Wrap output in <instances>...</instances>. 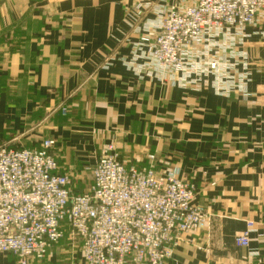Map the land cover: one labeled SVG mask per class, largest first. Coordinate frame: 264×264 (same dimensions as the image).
I'll list each match as a JSON object with an SVG mask.
<instances>
[{
    "label": "crops",
    "instance_id": "0c3cea01",
    "mask_svg": "<svg viewBox=\"0 0 264 264\" xmlns=\"http://www.w3.org/2000/svg\"><path fill=\"white\" fill-rule=\"evenodd\" d=\"M139 2L177 0H0V148L38 149L54 139L60 173L93 166L107 144L126 163L147 165L155 152L159 167L177 166L196 186L195 203L209 215L166 264H264V13L248 31L253 97L244 101L128 71L135 43L152 35L137 30L159 20L158 8L132 14ZM248 222L250 247L239 248ZM0 264L16 259L2 254ZM32 264L84 262L64 239Z\"/></svg>",
    "mask_w": 264,
    "mask_h": 264
},
{
    "label": "built area",
    "instance_id": "2783aa9c",
    "mask_svg": "<svg viewBox=\"0 0 264 264\" xmlns=\"http://www.w3.org/2000/svg\"><path fill=\"white\" fill-rule=\"evenodd\" d=\"M157 8L159 20L137 30L152 35L135 43L128 70L161 82L188 75L219 97H253L254 72L241 46L264 0H177ZM56 147L47 139L38 149L0 148V255H13L16 264L44 261L64 239L79 247L84 264H166L182 236L206 228L208 212L179 168L160 173L153 155L147 165L126 163L107 144L88 168L89 190L77 193L60 173ZM253 228L248 222L237 235L239 248L250 247Z\"/></svg>",
    "mask_w": 264,
    "mask_h": 264
},
{
    "label": "rangeland",
    "instance_id": "374dc122",
    "mask_svg": "<svg viewBox=\"0 0 264 264\" xmlns=\"http://www.w3.org/2000/svg\"><path fill=\"white\" fill-rule=\"evenodd\" d=\"M189 1H192V0H189ZM140 5L143 6V7H146V8L143 9V10L142 9H139V6ZM157 7H158V5L156 3H151V4L150 3H147L146 4V3L139 2V3H137V4L134 5V8L132 9V14H136L137 15V14L140 13V11H142L143 14H140L139 15V16H142L139 19H142V18H144L145 14L153 13L151 11H154V9L157 8ZM157 14H159V13L157 12ZM147 21H152V20L147 19L142 24H145V22H147ZM258 27H259V24L257 23V25L255 27L251 28V29H256ZM247 40L248 39H246L245 42L243 43V45L241 46V49H242L241 52L245 53L247 55V57H249L248 52L245 50ZM233 54L234 53H232V54L228 53L229 57H233L235 59V61H237L238 60L237 56H234ZM248 62H249V65H253V61H252V59L250 57L248 59ZM128 71H130V70H128ZM187 76L188 75L185 76V80H177L176 82H172L169 79L165 80V82H161L160 80H158L156 78H154V79L149 78V80H158L163 85H167L170 88L173 87V88H177V89H181V90H192V91H195L196 90V91H202V90H204L206 88L211 89L210 87H207L208 85L205 86L204 84H201V87H199V86L197 87L198 82L196 84H191L190 83V79L187 78ZM197 79L199 80V79H203V78H197ZM184 82H185V84L187 86H184V84H183ZM249 90H250V88H249ZM63 107H66V106H63ZM66 108H68V107H66ZM57 112L60 113L61 116H63L61 114V112L59 111V109L57 110ZM68 112H69V108H68ZM52 140H54V139H52ZM57 152L58 151L55 150V155H56V158H57V162L59 164V155L57 154ZM118 152L120 154V151H118ZM152 155L155 156L154 166H155V169L158 172L162 173V172H165V171H167L169 169L178 168L177 166L172 165V164H169L167 166H163L162 165V167H159V165H161V164H160V161H159L158 156H157L158 154L155 153V152H148V154L146 155V158H145L146 164L149 163L148 157L149 156H152ZM120 156H121V154H120ZM90 165H92V164H86L85 167L80 172H78V173H76L75 170H73V169H69V170H64L63 171L64 174H68L71 177L72 181L74 182V189H73L74 192H77V193H85V192H87L89 190L90 183H91V177H90V173L88 171V168H89ZM59 166H61V165L59 164ZM60 171H61V167H60ZM184 179H186V178H184ZM188 181H190V180H188ZM195 197H196V195H195Z\"/></svg>",
    "mask_w": 264,
    "mask_h": 264
}]
</instances>
